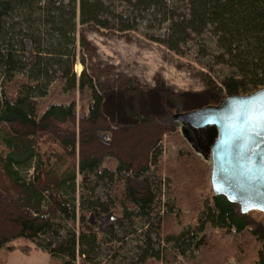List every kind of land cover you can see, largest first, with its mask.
Segmentation results:
<instances>
[{"label":"trees","instance_id":"16d2710c","mask_svg":"<svg viewBox=\"0 0 264 264\" xmlns=\"http://www.w3.org/2000/svg\"><path fill=\"white\" fill-rule=\"evenodd\" d=\"M79 25L139 31L179 55L194 47L195 61L210 74L197 95L203 107L264 88V0H0V264L15 251L30 255L34 249L27 243L47 254L50 264H190L215 232L220 243L232 241L231 250L218 246L204 264H226L227 257L252 264L244 238L257 233L227 198H202L196 217L185 222L173 190L169 198L176 208L160 214L163 179L159 168L155 176L151 169L161 164L164 138L174 130L152 126L160 115L134 89L120 94L114 112L107 113V97L93 78L74 72L77 48L86 44L77 37ZM57 94L66 101L53 100ZM77 94L90 107L81 116L78 141L60 142L67 156H79L77 167H66L64 158L52 161L41 145L52 124L76 119ZM158 96L172 110L184 99L167 91ZM104 128L111 131L112 146L96 136ZM118 132L145 138L128 149L116 146ZM97 182L110 185V209ZM108 213L118 223L102 229ZM134 216L147 222L144 246L135 260L124 252L112 255L104 245L122 242L113 227L123 229L122 221ZM171 220L175 228L168 227ZM253 264H264V248Z\"/></svg>","mask_w":264,"mask_h":264},{"label":"rangeland","instance_id":"374dc122","mask_svg":"<svg viewBox=\"0 0 264 264\" xmlns=\"http://www.w3.org/2000/svg\"><path fill=\"white\" fill-rule=\"evenodd\" d=\"M77 37L79 40L84 38L86 44L83 47L79 45L77 48L78 59L74 72L78 78L83 72L93 78L97 90L107 97V113L114 112L120 94L127 89H134L140 93L141 99L147 101L152 110L160 115L158 123L154 122L152 126L165 125L174 130L171 136L166 135L164 138L161 164L154 163L151 169L152 175L155 176V171L159 168L164 181H162L159 212L163 215L171 207L176 208L175 201L171 197L169 198V192L172 193L175 190V194L172 196L181 199L180 207L184 211L185 222L194 219L197 209L201 206L202 198L211 201L213 197L211 160L210 156H208L209 159H206L207 157L204 155V149L208 146L207 131L196 132L187 126L176 123L174 115L189 112L187 111L189 108L192 110L203 108V103L197 95L205 90L203 79L205 75L210 74L206 68L195 61V48H189L190 51L186 49L184 55H179L164 45L148 40L139 31L118 33L80 25ZM216 70L225 71V68L216 67ZM55 91L57 92L58 89L55 88ZM159 91L184 95V99L172 110L170 105L166 106V102L162 104L159 102ZM52 99L66 101V98L58 94L57 97L54 95ZM75 100L77 104L76 119L71 123L52 124L51 129L44 135L41 145L42 151L50 155L52 161H55L57 156L64 158L62 160L66 167H77L79 156L78 152L72 157L67 156L65 150L60 147V142L64 140L78 141L81 116L87 115L90 107L86 98L83 100L78 94ZM152 126L150 128H153ZM103 135H106L108 139H103ZM96 136L102 145L112 146L113 136L108 128L97 129ZM116 136L118 137L116 146L122 145L128 149L136 147L137 141L145 138L143 134L122 135L121 132L116 133ZM180 161L184 163L181 168H179ZM176 172L177 174H175ZM82 181L83 177L79 175L78 186ZM169 183H171V190ZM96 186L101 201L107 204L110 209L108 197L111 190L110 185L107 182H97ZM238 212L241 214L239 207ZM243 217L249 229L257 233L255 238L251 235H246L244 238L247 244L244 251L245 257L248 262L253 264L257 251L264 248V213L252 211ZM145 222L135 216L122 221L123 229L118 228V225L113 227V233L118 235L122 242L116 243L117 241H115L108 245L105 244L104 248L113 249L112 255L117 256L124 252L131 260L134 259L138 248L144 246V235L148 231V228L145 227L147 222ZM117 223L118 219L108 213L102 219L101 228L107 229ZM175 224L176 222L171 220L168 227L175 228ZM214 235L209 248L199 257L198 261L190 264H204L206 259H214L218 246L220 247L218 251L231 250V240H228L227 243L222 240L220 243L218 240L221 233L215 232ZM258 239L260 240L258 241ZM153 240L155 241V238ZM22 243L15 245L19 246ZM43 254H39V259H44V256L47 255ZM226 259V264H238L236 257H227ZM19 263L34 264L35 262L26 260L20 253H17L15 258H12V264Z\"/></svg>","mask_w":264,"mask_h":264},{"label":"water","instance_id":"95a60500","mask_svg":"<svg viewBox=\"0 0 264 264\" xmlns=\"http://www.w3.org/2000/svg\"><path fill=\"white\" fill-rule=\"evenodd\" d=\"M174 121L207 131L204 155L211 160L213 194L227 198L242 215L264 213V88L175 114Z\"/></svg>","mask_w":264,"mask_h":264},{"label":"crops","instance_id":"0c3cea01","mask_svg":"<svg viewBox=\"0 0 264 264\" xmlns=\"http://www.w3.org/2000/svg\"><path fill=\"white\" fill-rule=\"evenodd\" d=\"M23 246L31 247L34 250L28 256L22 254L20 251H15V252L10 253L7 257V264H12V258L13 257L15 258L17 253H20L21 256L24 257L26 260H29V261L34 260L35 262L34 264H50V257L47 255L44 256V259H39V254H43V253L41 251L35 250V247L32 244L27 243V244H24ZM19 261H21V259H19ZM19 264H22V263H19Z\"/></svg>","mask_w":264,"mask_h":264},{"label":"flooded vegetation","instance_id":"af4514ba","mask_svg":"<svg viewBox=\"0 0 264 264\" xmlns=\"http://www.w3.org/2000/svg\"><path fill=\"white\" fill-rule=\"evenodd\" d=\"M206 134L208 135V133H206ZM207 135H206V136H207ZM206 139H207V137H206ZM201 142H202V141H201ZM207 142H208V140H207Z\"/></svg>","mask_w":264,"mask_h":264}]
</instances>
